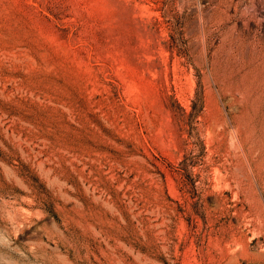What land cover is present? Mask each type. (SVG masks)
Listing matches in <instances>:
<instances>
[{
	"label": "rangeland",
	"instance_id": "1",
	"mask_svg": "<svg viewBox=\"0 0 264 264\" xmlns=\"http://www.w3.org/2000/svg\"><path fill=\"white\" fill-rule=\"evenodd\" d=\"M0 264H264V0H0Z\"/></svg>",
	"mask_w": 264,
	"mask_h": 264
}]
</instances>
